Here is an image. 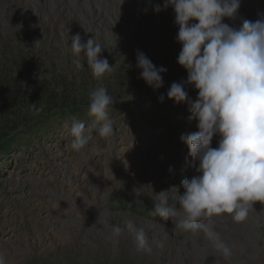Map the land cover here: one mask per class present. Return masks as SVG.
Masks as SVG:
<instances>
[{"label": "rangeland", "instance_id": "obj_1", "mask_svg": "<svg viewBox=\"0 0 264 264\" xmlns=\"http://www.w3.org/2000/svg\"><path fill=\"white\" fill-rule=\"evenodd\" d=\"M73 6L68 4L75 15L70 23L66 12L55 17L52 0H0V92L15 85L22 94L45 85L54 94L64 91L67 100L63 107L30 100L20 113H0V125L16 127L6 131L10 138L0 135V257L5 264H216L217 255L205 249L207 233L185 231L153 212L157 202L178 211L182 180L197 174L180 139L198 130L189 120L190 105L167 97L171 84L188 75L177 61L182 45L174 9L158 0L142 4L140 21L154 33L139 37L122 22L103 18L92 24ZM261 14L264 0H241L237 16L224 22L238 28ZM70 33L101 44L112 73L97 81L82 57L77 68ZM138 51L167 69L159 90L141 78ZM101 84L115 100L107 138L88 115L90 92ZM186 91L195 101L198 90L186 85ZM73 120L83 122L90 136L80 151L71 147ZM121 199L124 207L116 205ZM105 215L125 229L121 235L103 222ZM129 220L143 229L144 249L126 229ZM256 232L242 235L250 256L257 254L256 244L264 251V226Z\"/></svg>", "mask_w": 264, "mask_h": 264}, {"label": "clouds", "instance_id": "obj_2", "mask_svg": "<svg viewBox=\"0 0 264 264\" xmlns=\"http://www.w3.org/2000/svg\"><path fill=\"white\" fill-rule=\"evenodd\" d=\"M170 4L179 27L176 40L182 45L177 61L188 75L186 81L171 84L167 97L190 105L189 120L196 121L198 130L182 134L180 139L197 163V174L182 180L178 211L157 202L153 212L185 231L202 230L214 236L213 218L227 214L233 221L243 222L256 202L264 204V14L256 21L243 19L237 28L224 19L237 16L241 0H170ZM155 11H160L159 5ZM71 48L77 68L83 66L81 57L86 59L97 81L112 73L113 66L101 56L104 48L94 38L82 42L76 34ZM137 67L153 90L164 86L162 74L167 69L158 68L140 51ZM186 85L198 90L195 101L190 100ZM114 103L102 84L90 92L88 115L99 125L101 137L113 134L109 109ZM70 135L76 151L90 139L79 120L72 121ZM214 137H219L217 147H212ZM103 222L115 236L125 230L110 224L107 215ZM125 227L135 235L138 248L144 249L143 229H137L131 220ZM223 247L227 253V246ZM0 264H5L3 257Z\"/></svg>", "mask_w": 264, "mask_h": 264}, {"label": "bare ground", "instance_id": "obj_3", "mask_svg": "<svg viewBox=\"0 0 264 264\" xmlns=\"http://www.w3.org/2000/svg\"><path fill=\"white\" fill-rule=\"evenodd\" d=\"M54 15L59 19L62 12L68 14L67 21L72 23L75 15L74 10L68 7V4H74L73 8L80 13L85 20L94 24L97 19L111 20L113 23L122 22L126 26H132L133 29L139 31L138 36L146 35V33H154L150 30L148 25L140 21L138 14L140 6L146 3H152L157 0H52ZM160 4L164 2L167 6L170 2L167 0H158ZM117 2H122L121 7H117ZM150 5V4H149ZM147 7V6H146ZM151 9V8H150ZM90 16V18H89ZM142 16V15H141ZM144 18V17H143ZM84 20V21H85ZM164 20V19H163ZM65 22V21H64ZM161 23V22H160ZM165 23V22H164ZM124 27V26H123ZM67 34V33H66ZM69 35L74 36L75 33ZM144 35V36H145ZM146 37V36H145ZM143 38V37H142ZM137 40V39H136ZM139 44V42H137ZM141 44V43H140ZM212 230L217 226H222V230L214 236L208 235V242H206L205 249L217 255L216 264H245L247 261L250 264H264V251L259 250V244L254 245L257 254L250 256L249 249L242 236L244 233H257L261 226H264V204L256 202L254 208L250 210L249 216L243 222H235L230 216L225 214L222 217L213 218ZM219 228V227H218ZM217 229V228H216ZM175 236L184 237L186 239L189 235H183L179 232H174ZM250 235V234H249ZM261 236V240H263ZM223 246H227L228 252L226 253Z\"/></svg>", "mask_w": 264, "mask_h": 264}, {"label": "trees", "instance_id": "obj_4", "mask_svg": "<svg viewBox=\"0 0 264 264\" xmlns=\"http://www.w3.org/2000/svg\"><path fill=\"white\" fill-rule=\"evenodd\" d=\"M19 89L15 87V85H11L9 89L4 88L0 92V113L3 112H19L21 111V105L24 102L32 101L36 99H40L42 101H47L53 103L55 107L57 106H64V102L66 103V99L63 98L64 91L59 94H54L53 91L51 92L45 85L34 87L32 91L19 93ZM67 106V105H66ZM13 113V114H14ZM12 125V126H11ZM10 126V128H9ZM6 128V130H4ZM11 129V131L16 130L15 125L13 126V122L8 121L6 124L0 125V135L5 137L6 131ZM5 138H10V136H6ZM4 138V139H5ZM3 139V138H2ZM123 203V202H122ZM121 205V203H119ZM121 207H124L121 206ZM142 211L144 209H141Z\"/></svg>", "mask_w": 264, "mask_h": 264}]
</instances>
